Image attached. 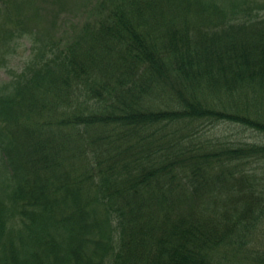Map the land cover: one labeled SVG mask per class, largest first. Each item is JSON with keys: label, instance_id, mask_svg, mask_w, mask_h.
<instances>
[{"label": "trees", "instance_id": "1", "mask_svg": "<svg viewBox=\"0 0 264 264\" xmlns=\"http://www.w3.org/2000/svg\"><path fill=\"white\" fill-rule=\"evenodd\" d=\"M26 5L0 9L3 46L24 36ZM85 6L0 84V264H221L264 223V142L194 145L199 129L182 127L264 134V14L217 0Z\"/></svg>", "mask_w": 264, "mask_h": 264}, {"label": "rangeland", "instance_id": "2", "mask_svg": "<svg viewBox=\"0 0 264 264\" xmlns=\"http://www.w3.org/2000/svg\"><path fill=\"white\" fill-rule=\"evenodd\" d=\"M16 1L27 2L22 12V18L25 19L27 16L31 18H27L25 23L20 26V28H23L24 36L12 38L7 42V47L3 46L2 41H0V84L10 81L24 69L31 59L35 58L38 51L37 49L33 50L35 41L40 38L45 40L46 36L49 39L60 38L62 29L78 21L79 15L83 14L86 8L85 5L90 0H5L0 3V9L11 6ZM217 2L225 6L228 11L240 4L249 6L254 13L257 11L264 14V0H217ZM37 11L39 12L38 16H35ZM2 19L0 11V25ZM37 43L38 45L42 44V42ZM163 95L165 101L170 100V94L163 93ZM156 101L161 102V99ZM182 124L176 125L175 129L180 131ZM195 128H198L199 132L193 140L194 145L195 143L196 145L216 146L220 143L230 142H264L262 132L236 122L200 120L196 121L194 125L189 123V126L182 127V130L183 133H187L186 131ZM168 129L165 128L164 132L170 133ZM2 158L0 153V175L5 170ZM257 171L259 179L264 180V164ZM246 239L248 245L242 250L234 246L221 248L218 254L216 253V256L218 255L221 260V264H258L261 260L259 259L260 256L264 255V223L261 227H257Z\"/></svg>", "mask_w": 264, "mask_h": 264}]
</instances>
